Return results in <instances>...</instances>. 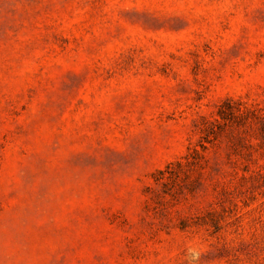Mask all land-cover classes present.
Masks as SVG:
<instances>
[{"label":"rangeland","instance_id":"rangeland-1","mask_svg":"<svg viewBox=\"0 0 264 264\" xmlns=\"http://www.w3.org/2000/svg\"><path fill=\"white\" fill-rule=\"evenodd\" d=\"M0 264H264V0H0Z\"/></svg>","mask_w":264,"mask_h":264}]
</instances>
